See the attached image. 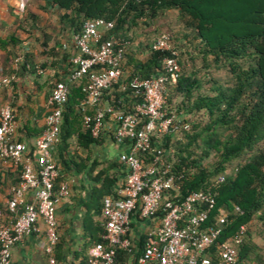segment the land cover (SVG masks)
Returning <instances> with one entry per match:
<instances>
[{"label": "built area", "instance_id": "2783aa9c", "mask_svg": "<svg viewBox=\"0 0 264 264\" xmlns=\"http://www.w3.org/2000/svg\"><path fill=\"white\" fill-rule=\"evenodd\" d=\"M112 23L103 19L83 22L71 36L74 51L69 58L65 81H58L50 89L41 133L32 140L31 150L15 140L16 122L9 104L0 105V162L9 163L18 171V181L8 191L5 208L11 220H0V264H8L13 245L29 235L38 233L37 222L43 226L46 264H56L53 247L57 242L54 205L67 197V186L55 182L60 169L52 151L58 142L62 105L66 101L67 82L88 76L86 96L82 106L93 108L91 115H83L82 122L92 139H97L106 119L114 124L115 142L124 144L127 151L118 155L125 175L114 196L100 201V215L104 233L101 241L87 250L86 264H114L117 250L130 251L127 239L129 219L137 212L140 219L158 215V226L146 235L136 264H237V246L244 234V226L218 242L226 223V213L214 209L213 194L190 192L179 198L180 175L170 173L167 159L170 148H151V139L175 134L188 126L180 123L165 108L167 86L175 84L179 64L175 51L170 49L169 37L162 36L150 44L152 52H166L160 62V74L154 78L131 80L134 94L140 97L130 112L113 111L99 106L101 92L114 85L120 74L124 44L109 35ZM20 56L11 60L16 70ZM13 74L3 75L0 69V88L8 87ZM218 177L216 182H221ZM30 200L26 201L25 197ZM20 209L18 214L16 210ZM1 216V214H0Z\"/></svg>", "mask_w": 264, "mask_h": 264}, {"label": "trees", "instance_id": "16d2710c", "mask_svg": "<svg viewBox=\"0 0 264 264\" xmlns=\"http://www.w3.org/2000/svg\"><path fill=\"white\" fill-rule=\"evenodd\" d=\"M39 1L43 3L39 7L42 11L56 10L58 23L71 29L72 34L77 33L87 20L100 18L112 23V29L105 34V38L113 35L122 40L123 61L116 83L101 92L98 105L109 106L113 111L130 112L139 101L140 97L134 94L131 86L133 78H154L160 74L161 59L168 54L152 52L150 44L162 36L169 37L170 49L175 51L181 71L175 84L167 86L165 108L180 123L186 124L188 130L180 129L175 134L152 138L151 148L158 146L172 150L173 154L167 162L170 173L181 176L179 198L200 190L213 194L214 209L219 208L226 213V223L218 242L244 226V234L237 246V264H246L254 247L248 240L246 226L254 217L258 220L264 217V0ZM165 11H175L184 29L192 31L191 39L196 42L194 50L204 64L210 61L215 67L227 69L231 77L229 85L223 86L211 80L207 91L199 92L201 82L193 72H186L184 63L180 61L183 47L179 48L170 33H161L145 45L144 60L132 56L127 46V33L138 22L148 25L147 22ZM9 44H14L12 37L0 39V49ZM187 55L190 61L194 59L190 53ZM26 65L31 67L23 59L16 70L10 68L9 73L19 74ZM87 82L86 75L67 82L56 144L61 164L64 163L62 156L72 141L75 147L86 151L98 142V138H90L82 122L83 115H91L94 110L82 106ZM176 96L180 97V101L173 107L172 100ZM199 112L206 116V123L201 127L198 124L189 125L183 114ZM42 129L43 126L35 131L33 138ZM222 134L225 136L220 139ZM16 141L21 142L19 139ZM194 149H198L199 153H195ZM210 154L215 160L207 168L202 162ZM240 157L243 159L234 170L225 173L227 165ZM98 177L101 181L100 196H114V180L105 177L104 172H99ZM218 177L222 178L221 182H216ZM59 182L60 178L54 186ZM145 240V237L140 239V248ZM99 241L101 239L96 242Z\"/></svg>", "mask_w": 264, "mask_h": 264}, {"label": "crops", "instance_id": "0c3cea01", "mask_svg": "<svg viewBox=\"0 0 264 264\" xmlns=\"http://www.w3.org/2000/svg\"><path fill=\"white\" fill-rule=\"evenodd\" d=\"M39 0H0V39H14V44L0 49V69L9 75L11 60L20 56L28 62L25 70L13 75V83L0 88V105L9 104L15 114V140L25 143L31 149L33 134L43 126L49 111L47 98L55 82L66 79L69 58L74 51L71 46L72 31L62 27L56 10L42 11ZM51 17V18H50ZM114 124L106 119L98 142L88 151L69 143L63 154L62 164L58 161L56 146L53 160L60 169L61 182L67 186V197L56 201L54 217L57 242L53 247L56 264H86L88 248L100 240L103 233V219L100 215L101 181L98 173L114 180L113 191L125 175L118 155L127 151L124 144L113 138ZM74 140V139H73ZM18 181V171L9 163L0 162V220L8 222L11 216L5 204L9 189ZM30 200L29 196L25 197ZM20 209L16 210L18 214ZM158 218L140 219L137 212L129 219L127 239L130 251L119 250L114 264H136L140 239L155 230ZM39 232L24 237L10 250L8 264H46L43 253L45 239L43 226L37 222Z\"/></svg>", "mask_w": 264, "mask_h": 264}, {"label": "rangeland", "instance_id": "374dc122", "mask_svg": "<svg viewBox=\"0 0 264 264\" xmlns=\"http://www.w3.org/2000/svg\"><path fill=\"white\" fill-rule=\"evenodd\" d=\"M53 18L58 19V15L52 14ZM51 18V17H50ZM148 25H144L142 22H138L137 25L127 33V42L129 52L132 56L138 60H144L146 57L145 45L152 39L156 38L161 33H170L173 35L175 42L182 48V54L180 56L181 63H184L186 72H193L196 78L201 82L202 88L199 92L207 91L211 85V80L217 84L223 86L231 83V77L227 72L226 68L215 67L210 61L205 64L200 60V56L197 51L194 50L195 41H192V31L184 29L175 11L161 12L154 20L147 22ZM186 53V54H185ZM187 53H190L194 58L192 61L189 60ZM181 71V70H180ZM210 79V81H208ZM180 97L176 96L172 100V106L176 107L179 103ZM185 119L189 121V125L198 124L199 127L204 125L207 118L201 112L183 114ZM218 133L220 132L217 130ZM224 134L221 135L220 139L224 138ZM179 137V135H178ZM195 153H199L198 149H194ZM242 157L232 160L226 167L225 173H231L236 164L242 161ZM215 158L213 154H210L206 159L203 160V165L209 168ZM246 231L249 236L250 243L254 246L248 254L249 260L246 264H264V217L262 220L253 218L251 222L246 226Z\"/></svg>", "mask_w": 264, "mask_h": 264}]
</instances>
